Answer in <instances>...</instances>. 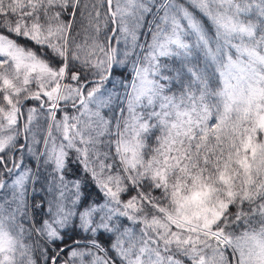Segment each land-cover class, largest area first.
Listing matches in <instances>:
<instances>
[{"label":"snow or ice","instance_id":"6c2138e0","mask_svg":"<svg viewBox=\"0 0 264 264\" xmlns=\"http://www.w3.org/2000/svg\"><path fill=\"white\" fill-rule=\"evenodd\" d=\"M0 264H264V0H0Z\"/></svg>","mask_w":264,"mask_h":264}]
</instances>
